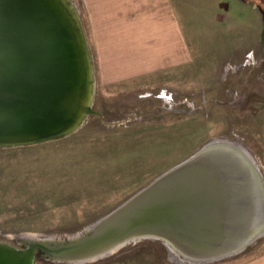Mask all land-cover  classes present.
I'll return each instance as SVG.
<instances>
[{"label": "rangeland", "instance_id": "rangeland-1", "mask_svg": "<svg viewBox=\"0 0 264 264\" xmlns=\"http://www.w3.org/2000/svg\"><path fill=\"white\" fill-rule=\"evenodd\" d=\"M70 1L90 49L94 112L70 134L0 144V242L73 239L214 139L245 148L264 180V0H177L191 61L113 81ZM192 256L144 238L92 258L38 250L35 264H264V234L232 255Z\"/></svg>", "mask_w": 264, "mask_h": 264}, {"label": "water", "instance_id": "water-1", "mask_svg": "<svg viewBox=\"0 0 264 264\" xmlns=\"http://www.w3.org/2000/svg\"><path fill=\"white\" fill-rule=\"evenodd\" d=\"M93 92L90 49L70 0H0L1 145L74 132L94 112ZM254 163L245 148L211 140L73 239L0 242V264H35L38 250L92 258L144 238L196 259L240 252L264 234V180Z\"/></svg>", "mask_w": 264, "mask_h": 264}, {"label": "crops", "instance_id": "crops-1", "mask_svg": "<svg viewBox=\"0 0 264 264\" xmlns=\"http://www.w3.org/2000/svg\"><path fill=\"white\" fill-rule=\"evenodd\" d=\"M80 2L90 23V45L105 79L173 69L191 61L177 18V0Z\"/></svg>", "mask_w": 264, "mask_h": 264}]
</instances>
